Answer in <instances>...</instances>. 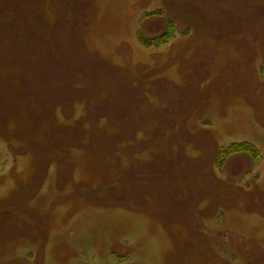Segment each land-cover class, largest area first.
Segmentation results:
<instances>
[{"label":"rangeland","instance_id":"obj_1","mask_svg":"<svg viewBox=\"0 0 264 264\" xmlns=\"http://www.w3.org/2000/svg\"><path fill=\"white\" fill-rule=\"evenodd\" d=\"M7 88L0 264H264V0H0Z\"/></svg>","mask_w":264,"mask_h":264},{"label":"trees","instance_id":"obj_2","mask_svg":"<svg viewBox=\"0 0 264 264\" xmlns=\"http://www.w3.org/2000/svg\"><path fill=\"white\" fill-rule=\"evenodd\" d=\"M159 14V13H158ZM74 17V16H73ZM75 18V17H74ZM78 18H75V21H78L77 20ZM174 32V25L172 24V22H170L168 25H167V31L165 33V36H167V38L169 36H171ZM80 36V39L82 40L83 37L81 35ZM167 41V39L163 40L162 42H158V44H164L165 42ZM84 45L83 44H80V47L79 49L81 50V52L83 51V53L86 51L84 50ZM42 84L39 83V85H37L33 90L35 91H38L39 88H41ZM7 91H2L0 92V95H5V96H8L10 89H6ZM30 90H28L29 92ZM24 93H27V92H24ZM6 97H4L3 99H5ZM138 144L141 145V143L138 141ZM235 152H248L250 153L253 157H255L256 159L259 158V151L257 150V148L255 146H253L252 144L250 143H247V142H244V143H234L232 144L231 146H229L228 148L224 149V150H218L217 151V156L216 158L214 159V166H218L220 169H222L223 167V163L226 161V159L235 154ZM135 160H138V159H135ZM140 161V160H139ZM116 171V170H115ZM115 178H116V175H115ZM128 178H131L132 181H139V179H133V177H130L128 176ZM137 178V177H136ZM125 178H122V179H117L114 181V184L115 182H120L122 184V181L124 180ZM120 184V186H121ZM118 190V189H117ZM132 193H135V196H144V190L140 191V190H136L134 189L132 192H130L128 195L126 196H121L119 195L118 198L120 199H126V198H129V195L132 194ZM119 194V193H118Z\"/></svg>","mask_w":264,"mask_h":264}]
</instances>
